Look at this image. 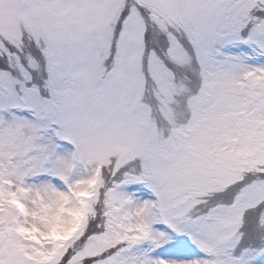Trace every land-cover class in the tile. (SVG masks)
I'll use <instances>...</instances> for the list:
<instances>
[{
    "label": "snow or ice",
    "instance_id": "1",
    "mask_svg": "<svg viewBox=\"0 0 264 264\" xmlns=\"http://www.w3.org/2000/svg\"><path fill=\"white\" fill-rule=\"evenodd\" d=\"M21 8L0 24V264H264V0Z\"/></svg>",
    "mask_w": 264,
    "mask_h": 264
},
{
    "label": "rangeland",
    "instance_id": "2",
    "mask_svg": "<svg viewBox=\"0 0 264 264\" xmlns=\"http://www.w3.org/2000/svg\"><path fill=\"white\" fill-rule=\"evenodd\" d=\"M23 0H0V24H18L25 16V12L21 8ZM104 10L102 4L96 6L94 13L85 20L86 26H96L103 22ZM133 138L138 137L140 129L134 128L130 130Z\"/></svg>",
    "mask_w": 264,
    "mask_h": 264
}]
</instances>
